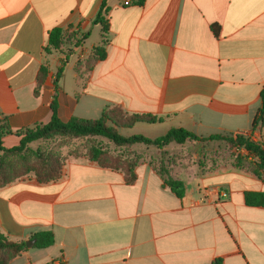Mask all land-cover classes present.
<instances>
[{
    "label": "crops",
    "instance_id": "1",
    "mask_svg": "<svg viewBox=\"0 0 264 264\" xmlns=\"http://www.w3.org/2000/svg\"><path fill=\"white\" fill-rule=\"evenodd\" d=\"M102 2L0 0L8 148L19 144L16 132L48 124L53 106L63 120H97L114 107L162 120L124 130L126 137L155 140L182 128L264 148V125L253 128L264 89V0H110L108 34L94 24ZM55 28L80 43L68 46L74 51L45 50ZM97 31L99 42L88 45ZM96 47L104 60L95 61ZM41 67L48 75L39 87ZM130 150L132 183L122 171L81 159L69 161L58 181L0 188L3 236L26 243L49 231L55 238L10 264H264V208L245 203L246 192L264 191V178L252 171L256 157L225 140ZM170 179L184 184L182 198L166 185Z\"/></svg>",
    "mask_w": 264,
    "mask_h": 264
},
{
    "label": "trees",
    "instance_id": "2",
    "mask_svg": "<svg viewBox=\"0 0 264 264\" xmlns=\"http://www.w3.org/2000/svg\"><path fill=\"white\" fill-rule=\"evenodd\" d=\"M110 0H103L99 13L94 21L102 27L104 34H108L109 20L107 18L109 13L108 2ZM145 0H136L132 4L143 6ZM65 35L61 28H55L49 34L48 47L45 49L48 53L51 51H59L64 45ZM83 40V39H82ZM76 42L75 44H77ZM95 61H102L105 59V51L103 47H96L93 50ZM67 60L62 62V66L58 69L55 79V85L58 84L64 72V66ZM92 60L88 63L87 68H90ZM48 75V70L41 67L38 86L40 87ZM37 92V91H36ZM162 122L161 119L147 114H128L119 107L105 110L101 118L97 120H86L72 117L69 120H63L58 116L56 106H53V116L51 121L46 125L35 126L32 129L16 132L19 136L20 142L17 146L6 148L3 146V139L12 133L9 119H0V156L4 158L17 157L27 159L32 156L34 159L31 166H26V173H33L37 181L41 184H47L58 181L62 178V166L56 164L50 153L42 151V149H32L31 145L39 141H50L57 137H66L73 139L88 140V148L86 157L90 161L97 163L103 168H111L122 171L128 183H132L135 178V168L137 160L135 155L118 153L108 156L107 152L92 141L94 138H103L113 144L119 149L130 150L133 145L143 144L146 146H154L159 149L169 145L170 143L184 144L187 141H207V140H225L234 147H244L249 154L257 158L258 163L252 169L253 173L259 177L264 178V148L260 143H255L244 139L241 136L236 138L212 136L209 138H201L185 129L176 128L168 131L164 136L152 140L143 135H132L126 137L120 133V130H129L138 124H157ZM258 124L264 125V89L261 92V108L254 120L253 128ZM243 162L242 158L238 159ZM5 159L0 161V174L5 172ZM166 185L172 191L182 198L185 194L184 184L180 181L167 180ZM245 203L249 207L264 208V191H248L245 193ZM32 239L36 240L34 248L46 249L53 246L55 238L52 232L44 231L35 234ZM27 249L25 243H15L0 233V264H10L11 261ZM212 264H224L223 259L218 258Z\"/></svg>",
    "mask_w": 264,
    "mask_h": 264
},
{
    "label": "rangeland",
    "instance_id": "3",
    "mask_svg": "<svg viewBox=\"0 0 264 264\" xmlns=\"http://www.w3.org/2000/svg\"><path fill=\"white\" fill-rule=\"evenodd\" d=\"M100 34L98 31L92 35L91 39L88 42V45L91 43H97L99 42ZM76 41V40H75ZM75 41L65 36L64 45L62 46V53L69 54L74 49L71 47L69 48V45H74ZM80 44V43H77ZM75 57H70V63L75 62ZM69 75L71 76V73L69 71ZM120 133L122 135H126L128 131L120 130ZM92 141H94L96 144H98L100 147H102L106 152L108 156H112L118 153L122 154H131L133 153L131 150H120L110 142H108L106 139L103 138H94ZM88 140L86 139H73V138H66V137H57L50 141H39L35 142L31 145L32 149H42V151L46 153H50L52 155L53 161L62 166V172H64L65 166L69 161H75V160H81V159H87L86 153L88 148ZM3 146L8 148L5 140L3 139ZM5 159V165L7 166L5 169V172L0 174V188L6 187L8 185L14 184L16 182L22 181V180H28L30 178L36 177L33 173L27 174L26 168L28 166H31L33 164L34 159L32 156H29L27 159L17 158V157H8L4 158V156H0V161ZM89 160V159H88ZM27 166V167H26Z\"/></svg>",
    "mask_w": 264,
    "mask_h": 264
},
{
    "label": "water",
    "instance_id": "4",
    "mask_svg": "<svg viewBox=\"0 0 264 264\" xmlns=\"http://www.w3.org/2000/svg\"><path fill=\"white\" fill-rule=\"evenodd\" d=\"M36 240H30L25 243L27 248H33L35 246Z\"/></svg>",
    "mask_w": 264,
    "mask_h": 264
},
{
    "label": "built area",
    "instance_id": "5",
    "mask_svg": "<svg viewBox=\"0 0 264 264\" xmlns=\"http://www.w3.org/2000/svg\"><path fill=\"white\" fill-rule=\"evenodd\" d=\"M133 2H132V0H123V5L124 6H129V5H131Z\"/></svg>",
    "mask_w": 264,
    "mask_h": 264
}]
</instances>
